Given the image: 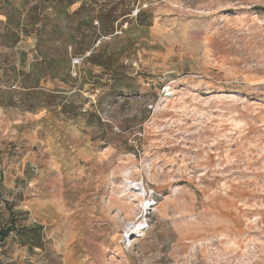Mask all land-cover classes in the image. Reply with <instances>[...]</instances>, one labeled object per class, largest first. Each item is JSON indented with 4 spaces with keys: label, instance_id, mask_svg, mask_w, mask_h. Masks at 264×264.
Segmentation results:
<instances>
[{
    "label": "rangeland",
    "instance_id": "obj_1",
    "mask_svg": "<svg viewBox=\"0 0 264 264\" xmlns=\"http://www.w3.org/2000/svg\"><path fill=\"white\" fill-rule=\"evenodd\" d=\"M68 1L0 0V264H264V0Z\"/></svg>",
    "mask_w": 264,
    "mask_h": 264
},
{
    "label": "trees",
    "instance_id": "obj_2",
    "mask_svg": "<svg viewBox=\"0 0 264 264\" xmlns=\"http://www.w3.org/2000/svg\"><path fill=\"white\" fill-rule=\"evenodd\" d=\"M75 3L74 0H69L67 2V7L72 6ZM79 13V9L74 11L71 16L69 15V18L75 17L77 14ZM144 11H142V9L138 12L137 15V21L140 20L142 18ZM128 14H130V12H128ZM58 19L59 16H58ZM100 19V26H99V33H95V40H93V42L91 44H89L90 46L87 48H80L75 50V55L76 54H83L85 51H87L88 49H90L92 47V45L95 43V41L99 40L101 37L103 36H108V35H112L115 31V23L118 21L119 17L115 16L112 18V21L107 24H105L101 18ZM47 20V17H35L34 19L28 17L23 19V21H19L16 25H17V30L13 31L12 34H6V37H8L13 44H15L18 40H19V36L21 33L25 34V35H31L34 34L36 36V46H35V50L38 54V57L41 58L40 65H44L46 66V68H49L50 71H52V77H56L58 76L57 73L53 74L55 71H59L60 69H63V71L67 72V74L69 75L70 73V69H71V59H72V55H70L68 53V48L65 46V48L63 49V54L61 55H57V54H52L50 53V49L51 46L49 44V42L51 40H59L60 43H65V40L62 39L63 37H60L59 35V29L57 28V26H55V28L52 27L51 31H48L47 29V23H45ZM8 21H11V17H8ZM150 21V19H149ZM92 22V19H91ZM7 25V24H6ZM15 36V37H14ZM74 35H69V41H74ZM85 36H82V38H84ZM113 56V55H112ZM111 55L105 57L104 61L102 60V62L98 63V65L101 66H106V67H111V64L113 63V58ZM94 57L90 56L88 59L92 60ZM42 77V75H40V77L37 78V80L39 81L40 78ZM15 221H13L10 227H3L0 229V245L5 242V240L8 238L10 231L14 229V223ZM35 229V228H34ZM35 246L40 247L41 243H34L31 245V248H34Z\"/></svg>",
    "mask_w": 264,
    "mask_h": 264
},
{
    "label": "built area",
    "instance_id": "obj_3",
    "mask_svg": "<svg viewBox=\"0 0 264 264\" xmlns=\"http://www.w3.org/2000/svg\"><path fill=\"white\" fill-rule=\"evenodd\" d=\"M81 58L80 57H73L72 58V66L75 68L77 65L80 64Z\"/></svg>",
    "mask_w": 264,
    "mask_h": 264
}]
</instances>
